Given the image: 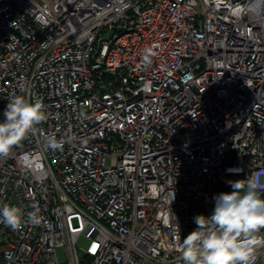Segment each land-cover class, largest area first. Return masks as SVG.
Wrapping results in <instances>:
<instances>
[{"label":"built area","instance_id":"1","mask_svg":"<svg viewBox=\"0 0 264 264\" xmlns=\"http://www.w3.org/2000/svg\"><path fill=\"white\" fill-rule=\"evenodd\" d=\"M262 3L0 0V121L12 95L47 114L0 158V205L25 214L0 264H182L214 186L264 174Z\"/></svg>","mask_w":264,"mask_h":264},{"label":"clouds","instance_id":"2","mask_svg":"<svg viewBox=\"0 0 264 264\" xmlns=\"http://www.w3.org/2000/svg\"><path fill=\"white\" fill-rule=\"evenodd\" d=\"M264 7V3L261 4ZM151 49H146L145 62ZM0 121V158L7 157L36 127L47 119L43 100L39 97L12 95ZM45 147L61 149L63 139L55 134L45 138ZM232 191L215 195V206L209 216L194 217L197 227L178 246L182 264H251L257 234L264 230V174L229 181ZM24 211L15 204L0 205V222L12 229L21 226ZM37 213L29 219L38 223Z\"/></svg>","mask_w":264,"mask_h":264},{"label":"trees","instance_id":"3","mask_svg":"<svg viewBox=\"0 0 264 264\" xmlns=\"http://www.w3.org/2000/svg\"><path fill=\"white\" fill-rule=\"evenodd\" d=\"M235 178H236V180L237 179H242L241 177H238V176L237 177L235 176ZM231 191H232V188H231V185L230 184H226V183H223V182H219V183H217L214 186V188L212 190V196L214 198L215 195H217V194H219L221 192H231Z\"/></svg>","mask_w":264,"mask_h":264},{"label":"rangeland","instance_id":"4","mask_svg":"<svg viewBox=\"0 0 264 264\" xmlns=\"http://www.w3.org/2000/svg\"><path fill=\"white\" fill-rule=\"evenodd\" d=\"M86 245H87V239L82 234L79 235L77 237V240H76V246H77L80 253L86 247ZM57 254H58L59 259L62 260L63 259V252H62L61 248L57 249Z\"/></svg>","mask_w":264,"mask_h":264},{"label":"water","instance_id":"5","mask_svg":"<svg viewBox=\"0 0 264 264\" xmlns=\"http://www.w3.org/2000/svg\"><path fill=\"white\" fill-rule=\"evenodd\" d=\"M236 1H238V0H231L232 3L236 2Z\"/></svg>","mask_w":264,"mask_h":264}]
</instances>
